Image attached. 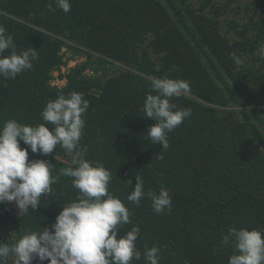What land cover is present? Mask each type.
Returning a JSON list of instances; mask_svg holds the SVG:
<instances>
[{"label": "trees", "instance_id": "16d2710c", "mask_svg": "<svg viewBox=\"0 0 264 264\" xmlns=\"http://www.w3.org/2000/svg\"><path fill=\"white\" fill-rule=\"evenodd\" d=\"M237 1L70 0L65 13L54 0H0V24L13 36L15 51L33 47L38 53L31 69L15 79L0 77V127L9 119L45 123L47 102L83 94L89 101L80 140L85 158L110 171L108 193L130 211L119 235L140 228L141 257L131 264H147L144 251L153 246L160 249L159 264H228L235 248L222 238L230 228L258 229L264 237V59L256 55L264 46V0L244 7ZM64 45L72 56L90 59L60 73L67 78L60 86L52 79L66 62ZM232 53L244 63L237 66ZM86 67L96 73L85 74ZM164 77L190 85L187 95L170 102L191 108V115L168 133L169 148L162 151L147 136L156 121L142 108L148 94H157L151 81ZM29 159L53 163V176L71 165L59 145L49 155L29 149ZM136 175L145 192L169 191L171 212L154 213L148 198L139 205L127 200ZM72 179L60 176L52 194L27 213L15 202L0 204V243L11 246L26 233L50 228L63 205L80 195Z\"/></svg>", "mask_w": 264, "mask_h": 264}, {"label": "clouds", "instance_id": "9594fccd", "mask_svg": "<svg viewBox=\"0 0 264 264\" xmlns=\"http://www.w3.org/2000/svg\"><path fill=\"white\" fill-rule=\"evenodd\" d=\"M54 3L65 13L71 11L70 0H54ZM47 7L55 11L51 2ZM15 48L13 36L0 24V77L15 79L31 69L38 58L33 47L19 53ZM9 49L11 54L5 55ZM230 55L237 66L244 63L235 53ZM256 55L264 59V46ZM151 88L157 94L146 96L142 110L145 117L156 123L149 127L147 136L164 151L169 148L168 133L191 115V108L177 109L170 101L187 95L190 85L184 80L164 77L154 78ZM88 108L89 101L83 94L73 91L47 102L41 112L45 123L30 126L9 119L0 127V204L15 202L20 214L34 210L42 196L52 194L51 185L60 176L73 178V187L80 192L76 201L63 205L50 228L26 233L11 246L0 243V264H7L10 256L14 257L13 264H32L33 260H47V264H131L133 259H140L136 243L140 228L133 225L124 235H119L120 228L130 223V211L119 198L108 193L110 171L102 164L94 166L89 162L85 158L86 150L80 146L85 126L83 114ZM48 124L52 125L51 129ZM21 141L27 147H21ZM57 145L71 158V165L61 168L58 175H52L54 164L50 161L29 159V149L32 153L49 155ZM135 179L134 190L127 196L129 202L139 205L148 198L154 213L171 212L172 200L166 188L158 193L145 192L143 179L137 175ZM229 242L234 245L235 253L228 264H264L261 230L232 227L222 238L223 244ZM159 252L158 246L146 249L147 264H159Z\"/></svg>", "mask_w": 264, "mask_h": 264}, {"label": "rangeland", "instance_id": "374dc122", "mask_svg": "<svg viewBox=\"0 0 264 264\" xmlns=\"http://www.w3.org/2000/svg\"><path fill=\"white\" fill-rule=\"evenodd\" d=\"M249 1L250 0H238L237 2L234 3V5L240 3L241 7H244L243 4L247 3ZM241 14L242 15L245 14L244 13V9L241 10ZM241 14H239V15L237 14V16L243 17ZM245 19H247V17H245ZM61 53L65 54L64 58H63V61H66V62L60 67L61 69H56V70L53 71L54 78L52 79V83L53 84H58L60 86L64 85L66 83V81H67V78H63L62 79V77H60V73H63V74L68 73L69 71L72 70V68L77 67V65H80V64H82V63H84V62H86L87 60L90 59V57H88L87 54H84V53L81 54V55L72 56L73 49L70 46H68V45H64L62 47ZM83 72L85 74H88V75H90V74L93 75V74L96 73V72H94V70L92 68H89V67H86ZM230 108H231V110H238V105H233Z\"/></svg>", "mask_w": 264, "mask_h": 264}]
</instances>
